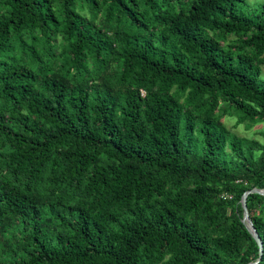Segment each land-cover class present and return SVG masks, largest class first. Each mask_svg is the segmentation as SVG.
I'll list each match as a JSON object with an SVG mask.
<instances>
[{"label": "trees", "instance_id": "1", "mask_svg": "<svg viewBox=\"0 0 264 264\" xmlns=\"http://www.w3.org/2000/svg\"><path fill=\"white\" fill-rule=\"evenodd\" d=\"M255 5L0 0V264L258 260L264 130L222 120L264 123Z\"/></svg>", "mask_w": 264, "mask_h": 264}, {"label": "rangeland", "instance_id": "2", "mask_svg": "<svg viewBox=\"0 0 264 264\" xmlns=\"http://www.w3.org/2000/svg\"><path fill=\"white\" fill-rule=\"evenodd\" d=\"M247 1L250 3H256L255 5L256 8L264 7V0H247ZM263 73H264V69H263ZM222 120L226 125V127L231 129L238 136L254 137V138H258L259 140H262V137H260L259 132L264 130V123L255 125L254 127L248 129L244 126V124L235 126L236 119L231 116L230 117L226 116Z\"/></svg>", "mask_w": 264, "mask_h": 264}, {"label": "water", "instance_id": "3", "mask_svg": "<svg viewBox=\"0 0 264 264\" xmlns=\"http://www.w3.org/2000/svg\"><path fill=\"white\" fill-rule=\"evenodd\" d=\"M249 194H258L260 196H264V190H260V189H256V188L250 189V190L246 191L241 198V206H242V210H243L242 223L245 225L247 231L250 233L252 238L255 240L256 244L258 245V249H259L258 260L254 263H248V264H257L259 259L262 256V253H263V244L261 242V239H260L256 229L254 228V226L252 224V220H251L249 213H248V210H247L246 199H247V196Z\"/></svg>", "mask_w": 264, "mask_h": 264}]
</instances>
